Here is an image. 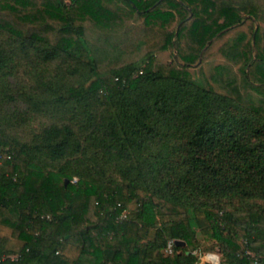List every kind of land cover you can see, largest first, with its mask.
Here are the masks:
<instances>
[{"label":"trees","instance_id":"1","mask_svg":"<svg viewBox=\"0 0 264 264\" xmlns=\"http://www.w3.org/2000/svg\"><path fill=\"white\" fill-rule=\"evenodd\" d=\"M262 6L0 0V264H264Z\"/></svg>","mask_w":264,"mask_h":264},{"label":"rangeland","instance_id":"2","mask_svg":"<svg viewBox=\"0 0 264 264\" xmlns=\"http://www.w3.org/2000/svg\"><path fill=\"white\" fill-rule=\"evenodd\" d=\"M229 3L243 2V3H262L264 0H225ZM264 7V6H262ZM21 79V78H20ZM18 84V83H17ZM17 84H14L16 87ZM15 106L23 107L25 104L23 103H14ZM13 107V106H12ZM22 116L14 115L11 116L9 113L10 122L9 125L5 123L8 118L4 111L0 114L3 116L4 120V128L11 136H16L20 141H29L32 139L33 134L40 131L42 127L48 125L50 123V117L46 115H37L36 118H30L28 120H23V118L27 117V112H22ZM7 122V121H6ZM254 193L251 196H232V197H224L218 200H214L213 203L222 206L227 210H248V209H264V197H262V193L259 188L254 189ZM131 210H135L137 208V203H131ZM197 237L199 239V248L195 251L200 257V261L197 264H209L206 262V254L208 253H217L220 255V263L225 264L221 251L219 250V244L213 240H206L200 229H197ZM174 243L171 241L168 248L165 250V253L171 254L174 249ZM183 248V245H179V250Z\"/></svg>","mask_w":264,"mask_h":264},{"label":"built area","instance_id":"3","mask_svg":"<svg viewBox=\"0 0 264 264\" xmlns=\"http://www.w3.org/2000/svg\"><path fill=\"white\" fill-rule=\"evenodd\" d=\"M78 179L75 177L73 179L74 182H76ZM18 255H13V258H17ZM6 258H8V255L0 253V262L4 261ZM206 262L209 264H219L220 263V255L217 253H208L206 254Z\"/></svg>","mask_w":264,"mask_h":264},{"label":"crops","instance_id":"4","mask_svg":"<svg viewBox=\"0 0 264 264\" xmlns=\"http://www.w3.org/2000/svg\"><path fill=\"white\" fill-rule=\"evenodd\" d=\"M261 4L264 5L263 2H262ZM2 231H3V233H5V234H8V233H9V235H10V232H11V230H10L9 228H6V227H3V228H2ZM8 242H9V247H12V248H13L14 246L18 245V243H17L15 240L10 239V238H9ZM19 243H20V242H19Z\"/></svg>","mask_w":264,"mask_h":264},{"label":"water","instance_id":"5","mask_svg":"<svg viewBox=\"0 0 264 264\" xmlns=\"http://www.w3.org/2000/svg\"><path fill=\"white\" fill-rule=\"evenodd\" d=\"M68 181V180H67ZM176 243L178 244V245H185V242H183V241H176Z\"/></svg>","mask_w":264,"mask_h":264}]
</instances>
